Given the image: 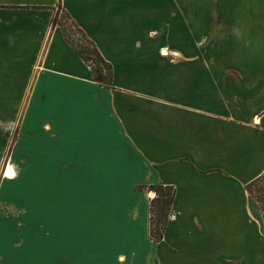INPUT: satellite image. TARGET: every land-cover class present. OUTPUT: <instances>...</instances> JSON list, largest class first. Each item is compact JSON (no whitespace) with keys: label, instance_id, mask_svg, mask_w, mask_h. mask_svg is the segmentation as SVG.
<instances>
[{"label":"crops","instance_id":"0c3cea01","mask_svg":"<svg viewBox=\"0 0 264 264\" xmlns=\"http://www.w3.org/2000/svg\"><path fill=\"white\" fill-rule=\"evenodd\" d=\"M0 111V264H264V0H0ZM27 173L21 226L1 194ZM139 184L174 188L161 240Z\"/></svg>","mask_w":264,"mask_h":264},{"label":"rangeland","instance_id":"374dc122","mask_svg":"<svg viewBox=\"0 0 264 264\" xmlns=\"http://www.w3.org/2000/svg\"><path fill=\"white\" fill-rule=\"evenodd\" d=\"M59 22L63 23V25L65 26L67 32L69 33V35L72 37V39L77 42V43H82L83 40V36L82 34L74 27L73 22L71 21V19H69L64 13H61V17L58 18ZM24 97H26V95H24ZM24 100V98H23ZM1 112V111H0ZM18 125L13 126V128L11 129V133L9 136V140H8V150H7V155H6V160L9 159L8 156L10 153V149L13 146V143L17 137V132H18ZM13 165V163H11ZM8 166V165H7ZM4 168V165H3ZM45 175H43L44 177ZM42 177V178H43ZM30 175L27 174H22L19 178L16 179L15 182H11V183H7L3 185V191L1 194V199L4 200L5 204H7V208H5L6 214H14V215H20L19 217L21 218H26L27 220L25 222H20L21 226H25V224H29V219H30V212H31V203L33 201H35L34 199L32 200V196L31 195V189H30ZM103 179V178H102ZM44 180V178H43ZM102 182V180H101ZM261 187H264V180L263 182L260 184ZM135 190L137 192H145L147 195V198L149 200V205H148V229H149V236L151 239L158 241L157 237H158V233L165 231L166 228V222L169 219L170 213H168L169 208H166L164 210H162V200L161 198H159V191H157L155 189L154 186L152 185H136ZM103 195L100 194H95V193H104ZM112 192V191H111ZM128 191L127 190H122V191H115V193H118L122 195L124 194L126 197V194ZM107 195V191L106 190H93V189H88L85 191V195L84 197L86 198V200H92L95 197L101 196V197H105ZM44 195L40 192H38V195L36 197L37 201H40L41 198ZM16 203L17 205H13L12 203ZM8 204H12V205H8ZM22 204V205H19ZM260 204V203H259ZM92 210V206L87 207L86 208V212H91L88 210ZM163 212L167 213L166 219H164L163 217L160 218V215L163 214ZM170 212V211H169ZM18 213V214H17ZM263 214V232H264V213L262 211ZM12 216V215H11ZM15 226L17 227V221L15 222ZM162 239V238H161ZM160 239V240H161ZM28 244V243H27ZM32 253H23V257L27 256L28 258L30 256H32ZM12 257V255H10Z\"/></svg>","mask_w":264,"mask_h":264},{"label":"trees","instance_id":"16d2710c","mask_svg":"<svg viewBox=\"0 0 264 264\" xmlns=\"http://www.w3.org/2000/svg\"><path fill=\"white\" fill-rule=\"evenodd\" d=\"M60 25L64 31V34L67 40L72 44L75 48L76 52L79 56L91 67L93 77L96 80L101 82L108 83L112 80V66L109 62L105 60V58L100 53L99 49L95 45V43L89 39L85 33L75 24L73 23L74 27L82 34L83 42L77 43L75 42L72 37L67 32L63 23L60 22ZM264 180V173L252 180L247 184V190L249 193L260 203L261 209L264 213V187H261V183ZM155 187L157 191H159V198L162 200V210L169 208L173 201L174 196V188L172 186H165V185H152ZM168 211V213H170ZM167 213L163 212L160 215V218L163 217L166 219ZM169 220V219H168ZM167 221H165L167 225ZM163 237V232L158 233L157 239L160 240Z\"/></svg>","mask_w":264,"mask_h":264},{"label":"bare ground","instance_id":"6f19581e","mask_svg":"<svg viewBox=\"0 0 264 264\" xmlns=\"http://www.w3.org/2000/svg\"><path fill=\"white\" fill-rule=\"evenodd\" d=\"M6 176L7 177H12L14 174V170H13V166L11 164H9L6 168Z\"/></svg>","mask_w":264,"mask_h":264}]
</instances>
